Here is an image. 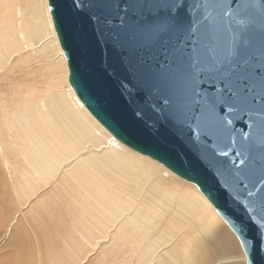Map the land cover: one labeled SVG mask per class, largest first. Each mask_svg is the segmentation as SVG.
<instances>
[{
	"label": "water",
	"instance_id": "1",
	"mask_svg": "<svg viewBox=\"0 0 264 264\" xmlns=\"http://www.w3.org/2000/svg\"><path fill=\"white\" fill-rule=\"evenodd\" d=\"M245 2L248 12L242 18L246 24L251 19L250 31L258 37L261 0ZM163 3L47 0L68 84L91 116L121 144L195 184L235 234L246 264H264V247L255 236L259 216L246 233H240L207 196L209 188L226 191L229 166H235L233 173L237 168L248 170L253 181L264 173V63L243 82L247 95L241 93L240 99L249 109L235 115L227 108L221 111L211 102L218 92L208 70L210 58L195 68L189 66L193 48L197 56L205 57L208 49L227 44L228 30L214 0H186L203 5L200 13H192L193 19L207 12V20L190 38L186 33L158 31L166 16ZM224 118L230 123L222 122ZM239 187H250L249 181Z\"/></svg>",
	"mask_w": 264,
	"mask_h": 264
},
{
	"label": "bare ground",
	"instance_id": "2",
	"mask_svg": "<svg viewBox=\"0 0 264 264\" xmlns=\"http://www.w3.org/2000/svg\"><path fill=\"white\" fill-rule=\"evenodd\" d=\"M53 44L64 78L53 72L42 89L29 83L17 98L0 97V138L10 145L0 159L11 165V175L16 171L29 184L60 174L65 200L57 217L70 220L90 245L104 240L116 257L126 254L121 264H246L235 234L218 223L222 219L197 188L194 193L159 181L160 165L144 161L93 118L110 137L107 145L95 135L84 113L91 114L71 87L68 93L62 89L68 69L47 0H0V48L13 55L12 62H28L31 50L51 52ZM16 125L20 133L12 137ZM146 190L150 197L143 195ZM24 255L25 262L31 254Z\"/></svg>",
	"mask_w": 264,
	"mask_h": 264
},
{
	"label": "rangeland",
	"instance_id": "3",
	"mask_svg": "<svg viewBox=\"0 0 264 264\" xmlns=\"http://www.w3.org/2000/svg\"><path fill=\"white\" fill-rule=\"evenodd\" d=\"M53 46L51 52L31 50L32 58L30 57L28 61L30 64L22 59L12 62L13 55L10 57L4 49L0 48V97L7 100L17 98L19 93L17 91H24L23 88L29 83L31 87L38 86L42 89L49 84V78L53 72L63 77V73L58 68L60 54L54 44ZM69 88L67 78L63 79L62 89L68 93ZM74 101V105L81 108L80 103L76 99ZM82 111L85 112L83 109ZM84 114L90 121L89 125L95 135L98 138L102 137L106 141L104 144L107 145V139L110 138L108 134L94 121L93 117L86 112ZM10 133L12 137H15L17 133H20V127L16 125ZM0 141V151L4 147H10L5 136L4 139L0 138ZM7 152L11 153L9 150ZM142 156H144L143 160L150 159L160 165L161 177H155L159 181H164L168 185L174 184L177 187L189 186V190L195 193L197 187L193 183L179 178L148 156ZM9 168L11 165L8 166L0 159V264H22L20 262H24V254L27 257L28 253L31 255L26 258L25 264L30 262L31 264H121V258L126 254L116 257L109 251V247L104 245L106 242L104 240H99L100 243L97 245H90L70 225V220L57 217L63 212L61 204L65 200V196L59 191L58 184L63 181L60 174L48 183L43 181L36 183L30 179L29 184H24L23 178H20L16 171L11 175ZM57 179L60 181L57 182ZM130 184H134L133 179ZM119 185L125 187L122 183ZM151 185L152 187L155 185L153 181ZM146 192L147 190L143 195L150 197ZM146 203L151 205L149 198H146ZM218 223L227 228L223 220H218ZM23 248L24 250L21 251ZM106 252H109V255H106Z\"/></svg>",
	"mask_w": 264,
	"mask_h": 264
},
{
	"label": "snow or ice",
	"instance_id": "4",
	"mask_svg": "<svg viewBox=\"0 0 264 264\" xmlns=\"http://www.w3.org/2000/svg\"><path fill=\"white\" fill-rule=\"evenodd\" d=\"M160 7L164 9L166 16L158 25L159 32H174L177 35L186 33L190 38L203 21L207 20V12L201 13L198 20L192 18L193 12H201L203 5L200 3L188 4L186 0H164ZM213 7L218 8L219 16L228 30L227 44L222 49H208V55L205 57L197 56L193 48L189 66L195 68L202 60L207 62L210 58L211 64L208 70L213 80L217 82L218 92L211 102L220 105L221 111L227 108L235 115L238 110L249 109L243 106L240 99L241 93L247 95L243 92L247 87L243 82L249 76L256 74V67L264 63V0H261L260 5L262 22L259 25L258 37L250 31L251 19L249 18L246 24L245 19L242 18L248 12L245 0H214ZM233 26H236L235 30ZM237 84L240 87H231ZM222 122L230 123L226 118ZM204 159L207 157L205 156ZM241 163L243 164L244 161ZM233 167L235 166L228 168L231 179L224 181L226 191L220 187H215V190L209 188L207 196L216 205L218 212L240 233H246L253 226L256 216H259L255 224V236L264 247V173H259L258 179L253 181L248 170L237 168L233 173ZM244 180L249 181L250 187L241 189L239 185ZM216 183L218 182L214 181V184Z\"/></svg>",
	"mask_w": 264,
	"mask_h": 264
}]
</instances>
